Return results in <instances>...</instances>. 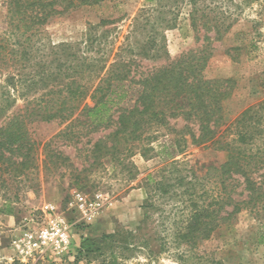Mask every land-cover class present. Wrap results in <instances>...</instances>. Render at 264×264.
Wrapping results in <instances>:
<instances>
[{"label": "trees", "instance_id": "trees-1", "mask_svg": "<svg viewBox=\"0 0 264 264\" xmlns=\"http://www.w3.org/2000/svg\"><path fill=\"white\" fill-rule=\"evenodd\" d=\"M105 1L5 0L7 27L0 33V120L4 121L0 125V194H4L3 198L8 197L13 185L30 180L40 168L41 144L32 138L29 127L52 122L67 124L58 136L68 141V147L81 153L85 162L80 167L63 151L55 150L54 138L43 145L45 158L56 170L71 168L75 184L105 168L107 163L114 173H127V182L136 179L139 169L132 161L136 150L140 149L142 156L147 157L153 151L150 145L157 140V133L165 129L179 136L175 154L184 152L188 135L195 146L217 147L227 152V161L220 167L221 175L243 178L247 190L256 194L252 177L264 171V101L247 108L230 129L221 133L224 102L232 97L235 81L208 79L205 75L213 57L212 43L222 40L232 27L219 0H188L191 26L198 33L197 41L203 40L205 45L177 58L170 57L159 68L144 70L140 60L169 57L163 31L176 26L178 13L167 19L172 11H167L165 5L152 7L155 0H145L151 5L134 18L130 34L133 40L126 46L131 57H123L120 52L110 62L104 56L89 55L94 43L99 41L90 30L84 41L86 51L79 53L73 45L61 44L55 53L60 55L56 58L60 63L55 64L56 59L50 64L38 59L32 42L43 27L57 17L83 7L102 6ZM180 1L174 0L175 9L180 8L177 7ZM105 23L110 21L101 22ZM241 49L234 46L225 53L238 60ZM71 50L76 52L69 54ZM29 96L33 97L29 99ZM20 97L28 99L17 112L8 115ZM178 120L185 123L181 130L172 125V121ZM49 163L46 166L51 170ZM165 170L170 179L151 177L149 182L155 191L174 192L183 198L187 215L176 236L181 243L195 246L209 239L222 222L241 210L237 205L227 217H220L221 211L215 207L220 202L216 199L207 202L205 198L209 194L206 177H198L178 160H172ZM73 264H79V260Z\"/></svg>", "mask_w": 264, "mask_h": 264}, {"label": "rangeland", "instance_id": "rangeland-1", "mask_svg": "<svg viewBox=\"0 0 264 264\" xmlns=\"http://www.w3.org/2000/svg\"><path fill=\"white\" fill-rule=\"evenodd\" d=\"M4 3L5 0H0V33L7 27ZM174 3V0H155L152 5L167 6L166 10L172 11L167 19L177 13L178 17L174 28L163 31L169 57L140 60L144 70L162 67L170 57L177 58L205 45L203 40L197 41L198 33L191 26L188 0L176 4L179 9H175ZM219 4L232 27L222 40L212 43L213 57L205 75L208 79L235 81L232 97L224 102L225 121L219 128L222 133L247 108L264 101V2L219 0ZM148 5L151 4L145 0H106L102 6L83 7L57 17L33 37L36 55L50 64L60 56L55 53L61 44L73 45L82 53L87 49L84 41L91 30L99 41L94 43L89 55L104 56L110 62L120 52L129 58L131 54L126 52V46L133 40L130 34L134 18ZM102 21L110 23L101 24ZM199 36L203 37V33ZM234 46L242 47L238 60L225 53ZM57 63L60 62L56 59ZM26 99L20 97L8 115L23 107ZM3 122L0 120V125ZM66 125L52 122L29 127L32 138L41 144L40 168L30 180L13 185L8 197L0 194V264H73L77 259L79 264H264V171L252 177L255 194L247 190L243 178L236 176L235 180L221 175L220 167L227 161V152L217 147L195 146L188 135L184 152L175 154L179 136L161 129L147 157L142 156L140 149L136 150L132 158L139 169L136 179L127 182V173L116 174L107 163L105 168L75 184L71 168L54 169L43 150V145L54 138L55 150L63 151L80 167L84 164L85 157L81 158V153L68 147V141L58 136ZM172 125L181 130L185 123L178 120L172 121ZM172 160L193 169L198 177L207 178L209 194L205 198L207 202L214 199L220 202L215 206L221 211L220 217H227L237 205L241 207L209 239L195 246L176 240L177 230L187 215L183 198L174 192L155 191L149 182L151 177L170 179L165 169ZM48 163L51 170L46 166ZM80 194L86 198L88 208L92 204L93 219H87L80 209L76 200ZM55 217L67 225L71 239L69 252L29 258L22 252L24 235L38 231Z\"/></svg>", "mask_w": 264, "mask_h": 264}, {"label": "built area", "instance_id": "built-area-1", "mask_svg": "<svg viewBox=\"0 0 264 264\" xmlns=\"http://www.w3.org/2000/svg\"><path fill=\"white\" fill-rule=\"evenodd\" d=\"M76 200L87 219H93L94 211L84 196L77 195ZM22 252L29 258L41 256H59L69 252L71 239L65 222L58 218H50L48 223L38 231H28L21 241ZM35 260V259H34Z\"/></svg>", "mask_w": 264, "mask_h": 264}]
</instances>
